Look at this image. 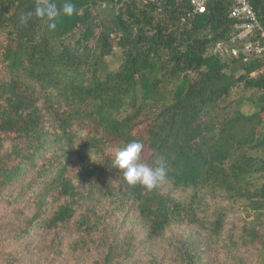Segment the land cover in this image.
<instances>
[{"label": "trees", "instance_id": "16d2710c", "mask_svg": "<svg viewBox=\"0 0 264 264\" xmlns=\"http://www.w3.org/2000/svg\"><path fill=\"white\" fill-rule=\"evenodd\" d=\"M47 2L0 0V204L14 238L43 244L5 264H264V55L213 53L248 41L232 42L230 4L69 0L55 30L20 22ZM248 2L264 29V0ZM133 141L166 164L152 191L113 167Z\"/></svg>", "mask_w": 264, "mask_h": 264}, {"label": "clouds", "instance_id": "9594fccd", "mask_svg": "<svg viewBox=\"0 0 264 264\" xmlns=\"http://www.w3.org/2000/svg\"><path fill=\"white\" fill-rule=\"evenodd\" d=\"M75 12L76 8L69 0H66L62 6L49 0L43 5H38L34 12L22 15L20 22L26 24L32 16H35L45 19L49 30H55L57 27L55 21L59 15L71 16ZM143 148L144 145L140 141L128 143L115 153L113 167L120 170L127 185H141L147 191H152L166 179L167 167L165 162L158 157L154 160V167L141 162Z\"/></svg>", "mask_w": 264, "mask_h": 264}, {"label": "rangeland", "instance_id": "374dc122", "mask_svg": "<svg viewBox=\"0 0 264 264\" xmlns=\"http://www.w3.org/2000/svg\"><path fill=\"white\" fill-rule=\"evenodd\" d=\"M98 11H100V16L103 18H110V16L113 14V11L110 8H106L104 6H99L97 8ZM228 49V47H226ZM236 49V48H234ZM238 50V49H236ZM240 51V50H238ZM117 52V51H116ZM106 62L108 63L109 67L111 69H115L117 68V66L120 63V59H119V54L114 55L112 57H109L106 59ZM252 100H254L257 95H250L249 96ZM241 111L244 114H252L255 112V108L253 107V105H251V103L248 102H244L242 107H241ZM24 185V184H23ZM23 185H19L18 187H13L15 188L13 191V196H18L21 192V188L23 187ZM10 192V188H8L5 192L2 193H8ZM20 196H22V194H20ZM27 196H25L24 198H26ZM24 205L20 206V209L23 208ZM18 208V210H20ZM15 211L16 208L13 207H6L3 204H0V231H1V235H0V264H5V260L7 259V256L10 253H14L19 251L23 246H30L28 248L34 249L35 253L38 252L37 248H40L43 244H41L40 242H36L33 243L30 241V238H27V240L24 241H19L20 239L14 238L16 236V229H13L10 222L14 219L15 217ZM128 210L123 209L121 211V213L118 216V226L119 228L122 226L123 223L127 224L128 223ZM19 220H21L19 218ZM133 231L136 234V236H138V238L140 239L141 236L140 234H137L139 232V228L135 225L133 227ZM172 231L175 234H183L184 236H188L191 234V230L185 226H179V227H175L172 229ZM3 238V240H1ZM138 239V240H139ZM36 246V247H35ZM62 262V263H61ZM58 263L60 264H76L75 260L72 256L66 255L63 256L62 259H60L58 261ZM23 264V263H20ZM25 264V263H24Z\"/></svg>", "mask_w": 264, "mask_h": 264}, {"label": "built area", "instance_id": "2783aa9c", "mask_svg": "<svg viewBox=\"0 0 264 264\" xmlns=\"http://www.w3.org/2000/svg\"><path fill=\"white\" fill-rule=\"evenodd\" d=\"M143 2L154 3L157 6L163 0H142ZM178 2L186 1L192 7L195 14L201 15L205 13L206 3L208 0H176ZM230 4L229 18L238 22L237 34L232 38V42L240 41L248 38L245 44L242 45L240 51L234 48H226L225 45L218 43L213 48L215 55L229 54L237 56L243 55L263 56L264 55V29L257 18L256 13L252 9L248 0H224ZM258 36V37H257ZM254 75L264 76V66L260 68Z\"/></svg>", "mask_w": 264, "mask_h": 264}]
</instances>
